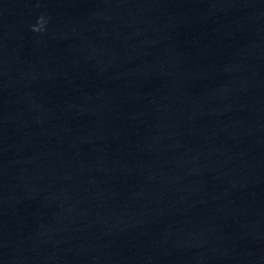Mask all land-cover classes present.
Masks as SVG:
<instances>
[{
  "label": "water",
  "instance_id": "95a60500",
  "mask_svg": "<svg viewBox=\"0 0 264 264\" xmlns=\"http://www.w3.org/2000/svg\"><path fill=\"white\" fill-rule=\"evenodd\" d=\"M0 264H264V0H0Z\"/></svg>",
  "mask_w": 264,
  "mask_h": 264
},
{
  "label": "clouds",
  "instance_id": "9594fccd",
  "mask_svg": "<svg viewBox=\"0 0 264 264\" xmlns=\"http://www.w3.org/2000/svg\"><path fill=\"white\" fill-rule=\"evenodd\" d=\"M42 21H39L38 23H41ZM41 30L40 28H34L33 31H39Z\"/></svg>",
  "mask_w": 264,
  "mask_h": 264
}]
</instances>
